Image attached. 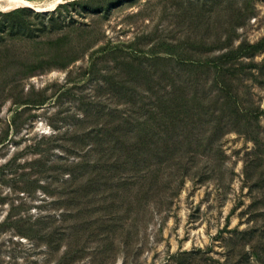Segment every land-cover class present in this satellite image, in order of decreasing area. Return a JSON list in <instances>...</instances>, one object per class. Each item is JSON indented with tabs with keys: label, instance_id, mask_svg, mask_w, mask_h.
Returning <instances> with one entry per match:
<instances>
[{
	"label": "rangeland",
	"instance_id": "1",
	"mask_svg": "<svg viewBox=\"0 0 264 264\" xmlns=\"http://www.w3.org/2000/svg\"><path fill=\"white\" fill-rule=\"evenodd\" d=\"M28 1L17 7H28L24 14L0 9V264H264V113L258 145L229 131L212 152L198 151L187 175L171 176L174 185L161 193V202H126L120 213L135 209L109 233L106 253H100L104 232L93 238L85 232L74 241L86 250L64 258L69 239L55 249L38 231L55 218L59 224L63 212L78 211L61 205L59 189L69 174L58 176L53 166L63 156L77 158L67 153L68 141L54 137L76 121L73 115H82L80 97H102L110 108H124L101 91L102 78L83 73L92 51L107 43L125 49L131 42L150 50L159 42L173 63L217 57L245 40L264 39V0H96L97 9L89 0L57 10L71 0ZM173 43L175 55L165 51ZM104 54L95 56L103 60ZM72 56L78 59L63 66ZM241 59V77L233 76L232 88L245 106L264 108V47ZM104 62L99 77L114 64ZM213 76L205 75L207 85ZM103 192L98 198L110 190ZM106 204L101 199L92 206ZM104 212H97L99 225Z\"/></svg>",
	"mask_w": 264,
	"mask_h": 264
},
{
	"label": "trees",
	"instance_id": "2",
	"mask_svg": "<svg viewBox=\"0 0 264 264\" xmlns=\"http://www.w3.org/2000/svg\"><path fill=\"white\" fill-rule=\"evenodd\" d=\"M87 1L62 2L55 10L70 4L84 6ZM92 1L90 7L98 3ZM27 10L28 7H20L9 13L21 14ZM138 45V42H131L124 49L107 43L94 49L91 63L83 71L91 78H102L105 83L101 91H108V96L115 97L124 108H110L102 97H80L85 107L82 115H73L76 121L54 137L68 141L67 153L77 156L73 160L68 155L63 156L64 161L53 168L58 176L69 174L59 189L60 195L65 196L61 205L66 209L78 207V211L75 214L63 212L59 224L55 225L58 220L55 218V222L38 231L48 246L55 249L69 239L64 258H73L76 252L86 250L85 244L75 247L74 240H81L87 231L89 238L107 233L101 238V243L106 241V244L100 251L106 253L112 248L109 233L122 225L118 223L135 209L129 207L127 213L122 214L121 207L126 202L139 207L144 199L161 202V193L174 185L171 176L187 175L190 161L198 151L212 152L214 144L225 133L243 132L257 145L261 140L260 116L264 108L245 106L239 91L232 88V80L243 70L241 57L254 56L264 47V39L257 43L245 40L217 57L191 60L182 57L176 63L161 54L159 42L150 50ZM102 50L105 51L103 60H112L114 64L99 77L103 60L95 54ZM165 51L177 54L176 44H169ZM77 59L72 56L63 66ZM251 63L256 64L255 61ZM180 66H186L185 70ZM209 73H213L214 78L213 83L207 85L204 80ZM249 73L255 75L252 70ZM167 168L170 171L166 180ZM181 183L182 179L177 186ZM106 190L110 192L98 198ZM176 190L175 186L170 195ZM101 199L107 204L94 208L92 205ZM101 209L105 212L99 225L97 217L101 215L97 212ZM15 223L19 225L21 218ZM32 227L30 225V229ZM23 233L29 234L27 230Z\"/></svg>",
	"mask_w": 264,
	"mask_h": 264
},
{
	"label": "bare ground",
	"instance_id": "3",
	"mask_svg": "<svg viewBox=\"0 0 264 264\" xmlns=\"http://www.w3.org/2000/svg\"><path fill=\"white\" fill-rule=\"evenodd\" d=\"M30 1L28 0H4V3L0 5V9L3 10H8V9H13L17 8L19 6H25V5H30ZM55 3H51L50 7H53Z\"/></svg>",
	"mask_w": 264,
	"mask_h": 264
}]
</instances>
